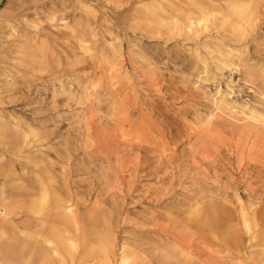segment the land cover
<instances>
[{
  "label": "rangeland",
  "instance_id": "374dc122",
  "mask_svg": "<svg viewBox=\"0 0 264 264\" xmlns=\"http://www.w3.org/2000/svg\"><path fill=\"white\" fill-rule=\"evenodd\" d=\"M210 1L0 0V117L31 141L7 168L53 166L75 264H264V0ZM21 229L1 262L33 263Z\"/></svg>",
  "mask_w": 264,
  "mask_h": 264
},
{
  "label": "bare ground",
  "instance_id": "6f19581e",
  "mask_svg": "<svg viewBox=\"0 0 264 264\" xmlns=\"http://www.w3.org/2000/svg\"><path fill=\"white\" fill-rule=\"evenodd\" d=\"M197 1V0H196ZM203 2H207L208 0H202ZM226 1V0H225ZM236 0H227V2H231L229 4L232 5ZM212 2V0L210 1ZM224 2V1H223ZM233 2V3H232ZM248 2V1H247ZM214 3V2H213ZM218 3V2H217ZM222 3V2H221ZM226 3V2H225ZM246 3V2H245ZM244 3V4H245ZM249 3V2H248ZM246 3V4H248ZM203 4V3H202ZM243 4V7H245ZM194 5V4H193ZM192 5V6H193ZM212 5V4H210ZM228 5V4H227ZM237 4H235L236 6ZM242 5V4H241ZM195 6V5H194ZM227 7L228 9L231 7ZM234 6V4L232 5ZM248 6V5H247ZM197 6H195L196 8ZM202 7V6H201ZM198 8V7H197ZM196 8V9H197ZM199 9V8H198ZM203 9V7L201 8V10ZM204 10V9H203ZM246 10V8L244 9ZM244 10H240L241 12ZM199 11V10H198ZM244 13V12H242ZM168 14V13H167ZM240 14V13H239ZM169 15V14H168ZM242 16V15H240ZM171 17V16H170ZM173 18V17H172ZM171 18V19H172ZM205 18V17H204ZM204 18H197L195 19L189 12L188 15H186L183 19H185L188 23L194 24V22H202V20ZM248 19V17H246ZM174 19V18H173ZM176 20V19H175ZM245 20V19H244ZM247 22V21H246ZM250 22V21H249ZM245 23V21H244ZM247 24V23H246ZM193 26V25H192ZM238 28V27H237ZM239 29V28H238ZM192 30V29H191ZM242 30V29H241ZM198 31V30H197ZM196 31V32H197ZM195 32V31H194ZM238 32V31H237ZM199 33V32H198ZM195 34V33H194ZM245 34V33H244ZM197 35V34H196ZM242 35V34H241ZM221 100H223L221 98ZM7 125L5 124V122H3L2 118L0 117V133H3L5 135V140L6 143H4L3 147H8L10 150V152L13 154L10 157H7L5 155V153L0 152V181H2V186H5L8 184L9 185L6 186V190L8 195H6L5 190L3 189L2 186H0V228H6L8 226H10L11 228H14V230H18V232L23 233L24 231L21 229V227L23 228H28L31 229V234H28L33 241L31 242V244H29L28 248H26V252H29L31 257L33 258V263L32 264H47V262H51L52 264H58L57 259H53V260H48L46 256H48L47 253V247L46 246L47 243H45V241L43 242L42 239L40 237H42V227H44V222L49 221L50 224L52 226H56L57 228H60L61 230L65 231V233L67 235H62V242L66 243L67 246L70 248V252H71V263L70 264H75V255H74V247H75V243L74 242V233L75 230L78 228V219H79V215L77 213V209L75 210H70V207L67 206L66 204L71 201L72 197L69 194V198H65V196L61 195L60 192H58L57 190V185L54 183L56 180V178L50 173V168H52L53 166L49 167L46 165V162L43 163V161L40 159L39 162L36 161H31V158L26 156V160L31 161V163L34 166H30V169L33 171L34 177H31L30 175H27L25 172H15V171H11L9 168H7L8 166V161H12L15 160V157L17 156V151H19V148H17L18 145H22V146H27L30 145L29 138L28 135L24 133V135H21L19 137L15 136L14 133H8L7 130ZM21 129H19L20 131ZM17 132V131H16ZM26 132V131H25ZM28 132V131H27ZM23 133V132H22ZM21 133V134H22ZM2 135V134H1ZM33 135V134H32ZM36 137V136H34ZM1 138V137H0ZM23 143V144H22ZM34 143V142H33ZM0 144L1 140H0ZM14 149V150H13ZM36 149V148H35ZM33 153V152H32ZM40 152L39 155H35L37 158H40ZM32 156V155H31ZM34 156V155H33ZM24 157V155H23ZM21 158V157H20ZM120 158V156H119ZM24 159V158H23ZM121 160V159H120ZM17 161V160H16ZM19 164H22V162H19ZM29 163V162H28ZM123 163V162H122ZM53 165V163L51 164ZM17 166V165H16ZM19 166V165H18ZM122 167V166H121ZM124 168V167H123ZM6 170V171H5ZM8 170V171H7ZM45 170V171H44ZM54 171V170H53ZM53 173V172H52ZM55 174V173H54ZM22 179L20 181H17L15 179ZM58 178V177H57ZM59 182V181H58ZM63 183V182H62ZM65 184V183H64ZM60 188V187H59ZM49 189L51 190L53 196L51 197V203L50 205L52 206V208H58V207H65V209H67L66 211L62 212L59 210H56L54 212H47L43 209L44 203L46 201V196L44 195L45 191L47 190V192H50ZM65 189V188H64ZM67 195V193H66ZM13 198L14 200L10 201H6V198ZM33 197H38V201H31L34 200ZM26 198H28L29 201L28 202L26 200ZM27 213H33V214H38L41 213L42 215L38 216V218H34L33 216H27ZM90 213V212H89ZM93 218V217H91ZM91 220V219H90ZM102 220V219H101ZM48 222V223H49ZM84 223V222H83ZM92 223V222H91ZM50 225V226H51ZM84 225V224H82ZM47 226V225H46ZM49 226V227H50ZM80 227V226H79ZM86 227V226H85ZM55 228V227H54ZM83 228V227H82ZM56 229V228H55ZM8 230V229H7ZM71 230V231H70ZM79 230V229H78ZM85 230V228H84ZM4 231V230H3ZM48 231V230H47ZM86 231V230H85ZM6 232V231H5ZM9 232V231H7ZM11 232V231H10ZM54 232V230H53ZM83 232V231H82ZM81 232V233H82ZM88 232H91L88 230ZM38 233V234H37ZM41 233V234H39ZM51 233V232H50ZM49 233V235H50ZM61 233V232H60ZM84 233V232H83ZM5 234V233H4ZM7 234V233H6ZM69 234V235H68ZM22 235V234H21ZM20 235V236H21ZM38 235V236H37ZM52 235V234H51ZM4 236V235H3ZM6 236V235H5ZM80 236V234H79ZM25 237V236H24ZM39 237V238H38ZM45 237V236H43ZM47 237V236H46ZM78 236L76 235V238ZM23 238V236H22ZM48 238V237H47ZM51 238V236H50ZM49 238V239H50ZM26 239V238H25ZM24 239V240H25ZM39 239V241H38ZM52 239V238H51ZM110 239V238H109ZM55 240V239H54ZM77 240V239H75ZM2 241V240H1ZM22 241V240H21ZM53 241V240H52ZM54 242V241H53ZM52 242V243H53ZM18 243H19V239H18ZM27 243V242H26ZM56 244V243H55ZM53 246H55L53 244ZM9 247V246H7ZM4 249V246H0V259L6 260L9 262V260L15 261L16 259H18V255L16 253H14V250L12 249H8V248ZM77 247V246H76ZM64 248V246H63ZM20 249V246H19ZM68 249V248H67ZM69 250V249H68ZM75 250V249H74ZM49 251V250H48ZM53 251V250H52ZM55 253L56 249L54 250ZM67 251V250H66ZM53 253V252H52ZM51 254V253H50ZM59 255V252L56 254ZM63 255V254H62ZM52 256V254H51ZM65 256V255H64ZM22 257V256H21ZM108 257H110L108 255ZM112 257V256H111ZM63 258V257H61ZM21 259V258H20ZM66 259V258H65ZM67 260V259H66ZM65 260V261H66ZM110 260V258H109ZM64 261V259H63ZM68 261V260H67ZM78 261V260H77ZM90 261V260H89ZM127 261V259L125 257H121L120 261L118 264H126L125 262ZM27 262V261H25ZM80 262V261H79ZM83 262V261H82ZM108 262V261H106ZM10 263V262H9ZM62 263V262H61ZM66 263V262H63ZM84 263V262H83ZM0 264H6V262H1ZM13 264V263H11ZM60 264V263H59ZM89 264V263H88ZM110 264V263H109ZM113 264V263H112Z\"/></svg>",
  "mask_w": 264,
  "mask_h": 264
}]
</instances>
